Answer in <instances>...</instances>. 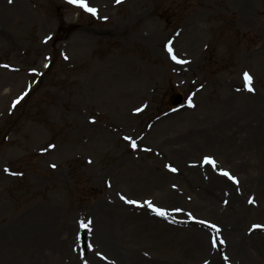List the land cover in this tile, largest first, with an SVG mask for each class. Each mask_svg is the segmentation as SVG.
Returning <instances> with one entry per match:
<instances>
[{
    "label": "rangeland",
    "instance_id": "obj_1",
    "mask_svg": "<svg viewBox=\"0 0 264 264\" xmlns=\"http://www.w3.org/2000/svg\"><path fill=\"white\" fill-rule=\"evenodd\" d=\"M86 2L95 15L0 0V264H83L105 221L139 254L204 264L191 225L215 224L228 252L237 193L249 264H264V0ZM221 169L239 184L217 185ZM21 222L47 229L42 251Z\"/></svg>",
    "mask_w": 264,
    "mask_h": 264
},
{
    "label": "bare ground",
    "instance_id": "obj_2",
    "mask_svg": "<svg viewBox=\"0 0 264 264\" xmlns=\"http://www.w3.org/2000/svg\"><path fill=\"white\" fill-rule=\"evenodd\" d=\"M230 127L232 128V126ZM223 130L225 131V129ZM262 142L263 140L257 139V145L260 146ZM217 185H220L224 189L229 186L227 182H225V176L223 175H218ZM243 197L244 195L239 193L235 194L234 197H231V203L228 207L233 210H231V213H222L221 216L223 217V215H226L225 217H227L228 214L234 216V220L230 222V230L228 231L231 234V249L228 252L221 250L223 243H220V238H223L225 233H222L221 231L215 233V230H212V228L206 225L200 226L195 223L194 225H191V228L198 232V236H200L201 240L204 242L203 252L205 255L202 263L229 264L230 261L237 264L250 263L249 256L243 248L247 237H245L243 232L239 231L236 222V218H239V213L244 207H246L245 205L249 200V198ZM113 201H115V199ZM136 219V222L140 223L141 226H145L148 222L152 221V218H146L143 216H139ZM105 223L106 226H103V228L97 232L99 235L90 241L91 248L87 250L86 255H84L81 250H77V254L80 257L79 259L83 261V264H85L86 261L87 264H112V262H117L118 264H171L168 261H161L154 256L148 257L139 254L135 249H128L124 244L125 242L122 241L118 235V223H115V232L112 231L113 225L107 223V221H105ZM15 227L21 231V235L23 234L22 237L28 238L38 250L42 251L47 240V229L36 228L33 230L31 226L27 224L25 225L23 222ZM137 233L142 235L148 234L146 231H140ZM259 234L261 233L259 232ZM261 235L264 237V234ZM63 239L66 240V237L60 238V240ZM213 239L216 241L215 245L213 244ZM75 248H77V246ZM225 256L228 257L227 260L224 259Z\"/></svg>",
    "mask_w": 264,
    "mask_h": 264
},
{
    "label": "snow or ice",
    "instance_id": "obj_3",
    "mask_svg": "<svg viewBox=\"0 0 264 264\" xmlns=\"http://www.w3.org/2000/svg\"><path fill=\"white\" fill-rule=\"evenodd\" d=\"M72 2L78 3L79 6L83 7L86 11H88V12L94 14V15L97 13V9L90 7L87 4L86 0H72ZM120 2H121V0H117V3H120ZM105 19H107V18L105 17ZM168 51H169V53L173 54L172 58L174 60H177V62H179V63H184L185 62V61H182V60H178L177 56L174 54V51H173V49H172V47L170 45L168 47ZM45 67H47V65H45ZM33 71H35V69H33ZM244 78H245L246 82L248 83L249 90L250 91L254 90L251 87V82H252L251 75L249 73L245 72L244 73ZM18 102L19 101H17V103ZM190 103H191V101H190ZM138 111H139V109H138ZM126 139L131 140L130 137H126ZM131 145H132L133 148H135L137 146L136 142L134 140L131 141ZM204 162L207 163V164H210L212 167H216V161L213 158H211V157H205L204 158ZM52 167H56V165H52ZM167 167H169V169L171 171H173V172L177 171V169L173 168L171 165H168ZM5 171H9V170L5 169ZM12 174L15 175L16 173H12ZM220 174L225 176V177H227L228 179L232 180L234 183L239 184L238 179L235 176H232L231 173H229L228 171L221 169ZM121 198L122 199H126L125 197H121ZM127 202L131 203V204H136L137 203V201H133V200H128ZM254 202H255L254 199L249 201V203H254ZM146 203H147L148 207L153 208V210L156 211L158 215H161V216H166L167 215V212L165 210L160 209V208H155L151 201H147ZM179 210L180 209H177V211H179ZM189 215H191V214H189ZM200 223H207V222L206 221H200ZM89 225H90V221H89ZM89 225H85V227H88ZM210 227L215 228L217 230V232H219V229L217 228V226L215 224L210 225ZM253 227L254 228H259V227H264V225H254ZM215 243H216V241H215V239H213V244L215 245ZM220 243H224V241L221 240ZM224 259L227 260L228 257L225 256ZM85 264H87V261L85 262Z\"/></svg>",
    "mask_w": 264,
    "mask_h": 264
},
{
    "label": "water",
    "instance_id": "obj_4",
    "mask_svg": "<svg viewBox=\"0 0 264 264\" xmlns=\"http://www.w3.org/2000/svg\"><path fill=\"white\" fill-rule=\"evenodd\" d=\"M171 100L173 101V103L175 105H178V104H180L182 102L183 99H182L181 95L177 94V95L173 96L171 98Z\"/></svg>",
    "mask_w": 264,
    "mask_h": 264
}]
</instances>
